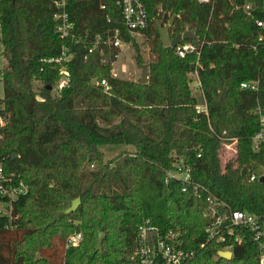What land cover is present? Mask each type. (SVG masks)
I'll use <instances>...</instances> for the list:
<instances>
[{"label":"trees","instance_id":"16d2710c","mask_svg":"<svg viewBox=\"0 0 264 264\" xmlns=\"http://www.w3.org/2000/svg\"><path fill=\"white\" fill-rule=\"evenodd\" d=\"M250 1L255 18L264 20V0ZM142 2L149 19L143 35L157 37L156 22L172 20V37L190 32L180 43L199 50L179 57L176 47L154 39L145 83L113 76L116 50L88 53V41L72 44V58L62 65L43 63L60 55L53 0H0L6 59L0 162L28 186L9 214L0 215V264H133L127 255L141 224L174 231L185 247L197 249L206 242L208 195L264 220V143L258 151L251 147L260 129L253 110L264 111V41L256 51L250 47L254 20L233 8L242 0ZM68 7L80 36L118 28L124 41L136 44L115 0H74ZM61 69L67 83L57 89ZM190 73L198 77L206 113L196 112L201 100L191 92ZM93 78L104 79L108 89L91 84ZM248 80H258L259 89H241ZM226 138L237 139L236 151L222 169ZM107 144L132 150L104 160L100 146ZM179 158L191 168L186 191L168 177ZM78 196L77 209L64 214ZM75 231L83 239L67 247ZM101 231L102 250L95 251ZM226 245L230 259L216 254ZM187 264H259L258 248L247 234L241 243L208 242Z\"/></svg>","mask_w":264,"mask_h":264},{"label":"built area","instance_id":"2783aa9c","mask_svg":"<svg viewBox=\"0 0 264 264\" xmlns=\"http://www.w3.org/2000/svg\"><path fill=\"white\" fill-rule=\"evenodd\" d=\"M72 1L74 0H53L54 10L52 19L54 22V31L61 40L60 55L57 57L43 58V63L62 65L64 62H68L72 58L70 46L81 41H88V53L98 51L102 55L105 49L112 48L116 50L115 58L119 53V49L123 46L131 45L130 41H124L121 38V32L118 28L108 30L106 36L96 34L90 38L87 31L80 36L76 32V22L71 17L68 7ZM201 1L206 2L208 0ZM115 2L121 9L122 25L130 37L135 38V36L143 35V30L148 26L149 19L142 0H115ZM100 7L101 9H105V5L103 4ZM233 8L241 9L246 17L254 20L256 26L255 43H251L250 47L256 51L258 48L257 43L264 41V20L255 18V7L250 0H242L240 4L234 3ZM106 20L110 21L109 15H106ZM2 27L3 23L0 15V59L4 58ZM192 52L199 54V50L193 42L179 43L176 46V54L179 57H184L187 53ZM61 73L62 77L57 84V89H60L67 83V76L63 69H61ZM111 74L115 77L117 76L112 70ZM93 79H96L95 85L102 86L104 90L108 89L107 82L104 79ZM195 87L198 89V98L201 100L195 105L196 112L206 113L207 105L199 80L195 84ZM240 88L257 91L259 89L258 80L243 81L240 83ZM253 113L259 116L260 129L251 137V147L253 151H258L260 145L264 143V111L257 105ZM4 124L5 118L3 115V107L1 106L0 126ZM221 141V148L233 157L236 151L237 139L226 138ZM168 177L181 181L183 191L187 190L188 184L193 185L191 182V168L187 163H184L182 158L177 160L176 169L169 171ZM255 178L256 176L251 174L249 180H254ZM193 189L194 193L200 196L197 185H194ZM27 191L28 186L21 176L12 170L6 169L0 162V215H7L2 210V207L8 205L11 207V204L20 196L26 194ZM206 202L207 204L203 211V217L208 221L204 228L206 242L200 244L199 248L193 249L185 247L182 239L174 231L162 232L157 227L141 224L137 229L138 233L135 245L127 255L128 261L133 264H187L196 257L199 249L203 248L206 243L226 242L228 239L233 240L235 243H241L247 234L257 245L258 263L264 264V220L247 210L232 209L211 195L206 197ZM82 239V233L75 231L66 238L65 245L67 247L76 246ZM219 250H230L232 252V247L226 245L217 251Z\"/></svg>","mask_w":264,"mask_h":264},{"label":"rangeland","instance_id":"374dc122","mask_svg":"<svg viewBox=\"0 0 264 264\" xmlns=\"http://www.w3.org/2000/svg\"><path fill=\"white\" fill-rule=\"evenodd\" d=\"M164 23V25H167ZM171 37L173 36L172 31L170 30ZM158 39L159 37H155L154 35H141L135 36L136 44L132 43L129 46H123L119 49V53L115 60L111 63V70L117 75V77L123 79H130L133 81H138L141 76L142 66H145L147 69V63L150 59L153 58L152 46L154 45V39ZM6 64V59H0V98L3 96V85L1 81V71L4 65ZM148 76V69H147ZM189 86L191 88L192 94L197 96L198 99V89L195 87V80L191 73L188 75ZM39 82L34 83L35 88L38 87ZM100 149L104 153V160H108L113 158L116 154L122 151H131L132 147L124 144H107L100 146ZM231 155L228 152H224L221 149L220 152V161L222 169L225 168V163H227L231 159ZM10 206L2 207L5 214H9Z\"/></svg>","mask_w":264,"mask_h":264},{"label":"water","instance_id":"95a60500","mask_svg":"<svg viewBox=\"0 0 264 264\" xmlns=\"http://www.w3.org/2000/svg\"><path fill=\"white\" fill-rule=\"evenodd\" d=\"M172 20H170L168 22L167 25L162 24L161 22H156V29H157V33L159 36V40L162 43L163 46H170L172 48L176 47L181 41L183 40H187L190 36L191 33L190 32H183V33H178L176 34L174 37H171L170 35V25H171ZM148 80V76H147V69L145 66H142V70H141V76L138 80L139 83H145ZM91 84L95 85L96 84V79H93L91 81ZM50 88V87H49ZM16 153H12L11 157H16ZM246 171L243 169L242 170V174H244ZM264 180V176L260 177V181ZM81 202L80 197H76L74 198L70 205L63 211L64 214H69L71 212H74L77 207L79 206ZM103 238H104V232L101 231L98 233V238H97V242L95 245V251H101L102 250V242H103ZM217 255L221 258L224 259H230L232 257V252L230 250H219L217 251Z\"/></svg>","mask_w":264,"mask_h":264},{"label":"crops","instance_id":"0c3cea01","mask_svg":"<svg viewBox=\"0 0 264 264\" xmlns=\"http://www.w3.org/2000/svg\"><path fill=\"white\" fill-rule=\"evenodd\" d=\"M191 75L193 77V80H195V83H197L198 82V77H197L196 73H191Z\"/></svg>","mask_w":264,"mask_h":264}]
</instances>
